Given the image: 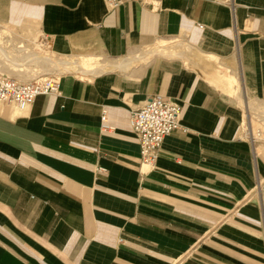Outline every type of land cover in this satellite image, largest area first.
Returning a JSON list of instances; mask_svg holds the SVG:
<instances>
[{"label":"crops","instance_id":"crops-1","mask_svg":"<svg viewBox=\"0 0 264 264\" xmlns=\"http://www.w3.org/2000/svg\"><path fill=\"white\" fill-rule=\"evenodd\" d=\"M34 34L111 65L62 60L39 75L60 96L0 102V264H264V142L242 137L247 99L264 110V0H0V71L28 69L7 49ZM153 95L182 111L146 167L129 117Z\"/></svg>","mask_w":264,"mask_h":264},{"label":"built area","instance_id":"built-area-1","mask_svg":"<svg viewBox=\"0 0 264 264\" xmlns=\"http://www.w3.org/2000/svg\"><path fill=\"white\" fill-rule=\"evenodd\" d=\"M110 8L129 1L146 2L147 0H104ZM201 27V25H199ZM59 76H36L30 81H18L0 71V102L10 104L18 110H25L39 95L60 96ZM182 106L168 98L153 95L129 117V125L138 138L141 164L153 167L164 138L179 128ZM244 122L242 137L246 138L254 150L255 144L264 142V110L251 112L243 106ZM259 122L253 129L251 120ZM102 128H107L102 114Z\"/></svg>","mask_w":264,"mask_h":264},{"label":"rangeland","instance_id":"rangeland-1","mask_svg":"<svg viewBox=\"0 0 264 264\" xmlns=\"http://www.w3.org/2000/svg\"><path fill=\"white\" fill-rule=\"evenodd\" d=\"M42 40V38L40 39L38 37V35H31V36H25V40H23L25 43H23V41H20L19 38L17 36H11V38L9 39V45H8V51L9 53L12 55H21L22 53L19 52L17 49V46H22L27 50L28 52H33V55L30 56V61H29V67L27 70H24L23 73L18 74L16 72H14L11 69H8L5 64L4 61H2V68L1 71L4 72L6 75L18 80V81H30L32 80L35 76H39V75H44L46 73H53V71H55V65H58L59 61H68V64L66 65H62L61 68L59 70H63L64 72H72L74 74H76L78 77L81 78H89L88 75L86 74H92V73H96L97 71H101L102 66L99 65H104L105 59L101 60V54H97L95 56H91L93 58H88L89 56H75L73 55L72 58L70 60H65L64 57H58L56 54H54V52L49 48V43L44 40L46 45L40 47L37 44L40 43V41ZM154 52H157L156 50H154ZM51 56L53 59V64L51 63L50 65H48L45 69H40L37 65L38 63V58L39 56ZM18 57V56H17ZM1 55H0V60H1ZM44 68V67H43ZM99 69V70H98ZM60 76V75H59ZM235 95V94H234ZM249 104L251 106H253L255 109L256 108V104L255 101H251L248 100ZM243 105V104H242ZM259 110V109H257ZM260 111V110H259ZM252 123V127L253 129L259 127V122H257L256 120L252 119L251 120Z\"/></svg>","mask_w":264,"mask_h":264},{"label":"bare ground","instance_id":"bare-ground-1","mask_svg":"<svg viewBox=\"0 0 264 264\" xmlns=\"http://www.w3.org/2000/svg\"><path fill=\"white\" fill-rule=\"evenodd\" d=\"M164 48H165V46H163ZM157 52L156 53H159V52H161L162 51V53H166L167 52V50H166V52L165 51H163V49H161L160 47H157L156 49H155ZM168 53V52H167ZM170 53V52H169ZM171 55H172V53H171ZM174 55H176V53L174 52ZM199 60V59H198ZM110 65L111 64H104L103 66L106 68H110ZM233 78V77H232ZM231 82H233L232 80H230ZM247 110H250L251 112H254V111H252V110H254V109H247Z\"/></svg>","mask_w":264,"mask_h":264}]
</instances>
